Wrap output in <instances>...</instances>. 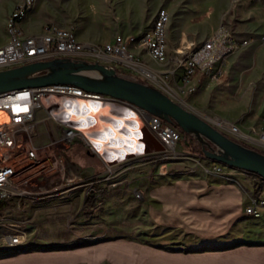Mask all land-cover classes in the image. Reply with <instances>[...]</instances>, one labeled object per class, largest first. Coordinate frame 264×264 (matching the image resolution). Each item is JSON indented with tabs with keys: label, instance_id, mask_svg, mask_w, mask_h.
Instances as JSON below:
<instances>
[{
	"label": "crops",
	"instance_id": "0c3cea01",
	"mask_svg": "<svg viewBox=\"0 0 264 264\" xmlns=\"http://www.w3.org/2000/svg\"><path fill=\"white\" fill-rule=\"evenodd\" d=\"M15 4L16 0L10 2L5 11L6 19ZM203 5L201 9L210 10L208 17L187 27L179 24L175 31L176 46H185L189 41L199 43L217 27L215 2L209 0ZM233 17L237 18V22L232 24L235 35L250 39V43L226 58L218 78L199 74L198 89L186 97L182 96L187 109L208 120V115L217 114L236 122L243 139L249 141L254 139L251 128L255 125L258 127L264 117V41L261 39L260 42L259 38L264 35V0H236L230 20ZM35 20L34 12H29L22 26L28 30V23ZM126 32L121 30L123 34ZM5 34L0 36V45L6 41ZM171 37L172 30H169L167 44ZM127 46L134 53L136 61L145 66H160L162 69L168 66L152 60L143 48L133 42H128ZM168 50H171L169 44ZM100 62L117 67L107 53L102 55ZM102 100L98 127L121 136L138 127L132 123L131 116L129 120L123 117L120 105L106 98ZM227 107L232 110L231 115L216 110ZM60 118L53 113L48 116L43 108L35 111L36 144L45 145L61 134L64 122ZM121 121L124 128L115 129L114 124ZM76 141L64 149L66 168L73 177H83L86 181L101 174L109 162V152L119 148L111 143H103L101 147L98 146V153L88 150L82 141ZM119 178L131 185L134 183L132 190L139 189L142 193L136 200L139 210L134 219L143 215V231L140 228L134 236L109 234L105 229L104 214L98 213L108 200L101 205L92 202L98 196L97 190L104 189L107 182H88L73 189L62 208L59 209L61 203L50 201L42 205L41 210L93 212L88 218L90 221H86L83 215H75L74 220L79 222L78 225L74 224L73 228L55 238L44 228L45 223L51 220L48 219L39 225L34 237L40 248L10 255L0 254V264H264V206H257L260 216L256 218L254 226H250L243 213L244 207L250 203V198H255L256 193L243 192L238 186L209 171L155 177L149 172L132 171L121 173ZM123 185L119 189L109 190L115 195L127 194L132 198L127 188L122 189Z\"/></svg>",
	"mask_w": 264,
	"mask_h": 264
},
{
	"label": "built area",
	"instance_id": "2783aa9c",
	"mask_svg": "<svg viewBox=\"0 0 264 264\" xmlns=\"http://www.w3.org/2000/svg\"><path fill=\"white\" fill-rule=\"evenodd\" d=\"M35 1L19 0L10 11L6 19L7 38L0 45V69L54 57L100 60L106 53L114 64L128 62L130 66L145 69L128 49V42H133L143 48L152 60L168 65L160 70H149L154 77L170 78L180 93L191 94L199 87V74L218 78L226 58L250 43V39L237 37L227 25L221 23L193 47L187 49L185 46H176L168 50L166 35L169 14L165 8L156 11L151 28L143 34L137 37L117 35L112 41L101 45L80 41L71 24L46 22L40 31L30 33L22 27V21ZM102 99L104 98L98 94L68 84L24 87L0 93V114L5 117L0 120V254L20 253L28 250V246L32 247L31 249L38 246L34 239L29 238L23 220L11 215L7 207L21 211L30 204L66 199L73 189L88 182L93 184L108 180L110 186H116L121 182H118L117 178L120 170L136 159L158 161L183 157V154L176 150L181 135L173 124L123 100L106 98L121 106L125 119L129 120L127 113L132 115V123L141 128L144 148L140 152H131L120 158L112 159L107 155L109 162L94 179L86 181L83 177L70 175L64 155V149L69 143L81 140L88 150L98 153L100 151V147L95 143L96 138L104 132L97 126L100 107L94 110L90 106H101ZM40 108H43L48 116L52 113L60 116L64 122L61 134L45 145L35 142V111ZM83 108L84 112H87L86 108H90L88 112L96 118L90 125L82 124L71 112L68 116L69 111ZM211 121L229 135L243 138L236 122L218 116ZM87 130L90 132L86 133ZM251 133L255 136V143L264 147V117L261 118L258 128H251ZM212 166L211 172L219 175L223 173L220 164L214 162ZM252 174L260 182H264L263 177ZM53 175L57 179L55 183L48 186L40 183L42 178ZM100 190H97V195ZM132 191L135 197H140V190ZM257 206H264V199H250L243 213L257 218L260 216Z\"/></svg>",
	"mask_w": 264,
	"mask_h": 264
},
{
	"label": "rangeland",
	"instance_id": "374dc122",
	"mask_svg": "<svg viewBox=\"0 0 264 264\" xmlns=\"http://www.w3.org/2000/svg\"><path fill=\"white\" fill-rule=\"evenodd\" d=\"M11 1L12 0H0V36L4 35L5 33L7 34L5 31L6 17L4 16L5 11L7 10ZM208 1L209 0H36L32 8L29 10V12H34V17H36V20L28 23V26H30L28 30L40 31L43 24L46 22H54L59 25L71 24L74 26L77 38L80 41H89L87 43L101 45L103 43L109 42V40L112 41L117 35L137 37L143 34L145 31L151 28L156 11L159 8H165L169 14L167 34L169 30H172L173 34V37L168 40L169 48L172 49L177 45L175 31L179 24H183L187 27L194 23L203 22L206 20V17H208L209 14L208 11L210 12V10H203L201 7H203V4ZM212 1L215 2L218 12V23L216 26L222 23L227 25L233 32H235L232 24L237 22V18L233 17V20H230V16L236 0ZM17 2L18 0H16V3ZM23 28L25 30L27 29L25 27ZM121 30L128 32L123 34L121 33ZM108 37H110V39H108ZM259 38L260 42L261 39L264 41V35L260 36ZM194 45V42L190 43L189 41L185 47L189 49ZM132 54L134 55V53ZM92 59L93 60L91 61L96 60L95 58ZM115 65L117 66L116 69L121 74L149 82L167 93L173 100L180 103L182 106H187L182 95L186 97L189 94L180 93L177 86L170 78H162L161 76H155L152 78L146 75L142 68L130 66L128 62H116ZM141 65L147 70L162 69L160 66H154L153 68H150L143 64ZM167 86L171 89H168ZM164 88L167 89V91H165ZM216 110H223L221 112H223L224 115L232 114V110L229 107L224 109L217 108ZM217 116L226 118L223 115L217 114H212L211 116L208 115L207 118H210L209 120L212 122L211 120ZM255 127L258 128L257 125H255ZM177 129L180 131L181 137L176 145V150L183 154L182 158H168L158 161L136 159L130 163L129 166L121 169V173H129L132 171L141 173L149 172L152 173L153 177H155L160 176L161 173H163V175L173 174L182 176L192 173H204L207 171L211 172L214 162L208 158L200 156L198 153L199 145L195 144L193 140L183 133L179 128ZM223 132L229 135L226 131ZM251 135L253 134L251 133ZM229 136L245 143L248 142V145L264 151V147L255 143L254 139L247 141L241 137L238 138L232 135ZM76 142L79 143L81 140H77ZM193 149L196 152H194ZM217 164L222 166L223 173L220 175L217 174L220 178H223L229 183H233L242 189L243 192L246 191L249 194H255L258 189L260 191L255 194V197H264V182H260L252 173L245 172L241 169L231 168L221 163ZM119 175L117 176L119 181L117 178L115 179L118 182H121L116 186H110V182L106 180L105 182H107V184L104 185V189L99 191L98 196L94 197L92 202L94 204L97 203L101 205V203L107 202L108 200L106 204L104 203V208L99 210L98 213L104 214V221L106 225L105 229L107 232H109V234H126L127 236H134L138 233L140 228V231L144 230L143 215L138 216L136 220L134 219L137 210H139L138 206H136L138 205V198L135 197L134 192L132 191V188L135 187V185L134 183L131 185L129 182L120 179ZM228 176L231 178H227ZM56 181L57 179L53 175L47 178H42L40 183L48 186L51 183H55ZM122 185V189L127 188L129 190V192H127L132 195V198L127 196L126 193V195H122L121 193L115 195V193H112L113 189H119ZM140 196H142V193ZM104 199L106 201H104ZM60 200L61 201L54 199L45 200L43 202L30 204L21 211L11 209V206L7 207L6 209H8V211H10L11 215L14 217H18L19 219L23 220L24 227L29 238L31 237L34 239L35 234L38 233L39 225L48 219L51 220L45 223L44 228L51 237L57 238L64 234L65 231L73 228L74 224L76 226L78 225L79 222L74 220L75 215H83L84 218L87 219L86 221H90L88 218H91V216L94 214L93 212L71 213L67 211H61L59 209L65 206L66 201L65 199ZM50 201L54 203H61L59 204V211H53L51 209L41 210L42 205H45ZM244 216L246 217L247 221H249L250 226L255 225L256 217L246 214H244ZM28 247V250L32 248L30 246ZM37 248H40V245H38Z\"/></svg>",
	"mask_w": 264,
	"mask_h": 264
},
{
	"label": "water",
	"instance_id": "95a60500",
	"mask_svg": "<svg viewBox=\"0 0 264 264\" xmlns=\"http://www.w3.org/2000/svg\"><path fill=\"white\" fill-rule=\"evenodd\" d=\"M54 84L77 86L103 98L133 104L179 128L199 145L200 156L264 178V152L230 137L155 85L121 74L114 65L98 60L54 57L0 69V93Z\"/></svg>",
	"mask_w": 264,
	"mask_h": 264
},
{
	"label": "bare ground",
	"instance_id": "6f19581e",
	"mask_svg": "<svg viewBox=\"0 0 264 264\" xmlns=\"http://www.w3.org/2000/svg\"><path fill=\"white\" fill-rule=\"evenodd\" d=\"M180 47H182V45H180ZM122 56L125 57V54L122 53ZM125 58L129 61V58H127V57H125ZM143 70L146 73V75L154 78V75L149 70H147V69H143ZM90 108L97 110L99 108V105L93 104L90 106ZM90 108H86L87 112L83 111L84 108L83 109H73L72 111L68 112V116H70L71 114L76 115L82 124L90 125V123L96 119L93 116V114L88 112V109H90ZM70 112H71V114H69ZM129 116H132V115H130L128 113L127 117L129 118ZM4 118L5 117L0 114V120H2ZM116 127L117 128L120 127L123 129L124 125H123L122 121L120 124H117V123L114 124L115 129H116ZM131 128H132V126H131ZM121 135H118L117 133L115 134V132H111V130L110 131L106 130V131L102 132L98 138H96L97 141H95V143L100 147H101V145H103V143H105V144L111 143L112 146H119V148L116 149L117 151L113 152V150H112L111 152H109L108 155L112 159L125 157V156H127L128 153L137 152V151L140 152L143 150L144 144H143L142 140L140 139V137L142 136V132H141V129L139 128V126L135 127V129L133 131L130 130L127 132V134L123 135V136H127L128 138H124Z\"/></svg>",
	"mask_w": 264,
	"mask_h": 264
},
{
	"label": "trees",
	"instance_id": "16d2710c",
	"mask_svg": "<svg viewBox=\"0 0 264 264\" xmlns=\"http://www.w3.org/2000/svg\"><path fill=\"white\" fill-rule=\"evenodd\" d=\"M193 151H194V149H193ZM260 151L264 152L263 150H260ZM194 152H196V151H194ZM258 191H259V190L257 189L256 193H258Z\"/></svg>",
	"mask_w": 264,
	"mask_h": 264
}]
</instances>
